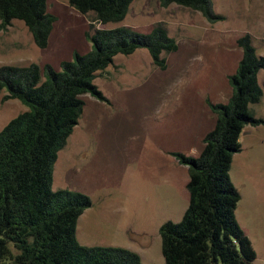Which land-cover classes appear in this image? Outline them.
<instances>
[{
  "label": "rangeland",
  "instance_id": "obj_1",
  "mask_svg": "<svg viewBox=\"0 0 264 264\" xmlns=\"http://www.w3.org/2000/svg\"><path fill=\"white\" fill-rule=\"evenodd\" d=\"M212 2L221 20L212 22L177 4L162 7L160 0H134L123 21L104 24L69 0H49L57 21L46 48L36 45L21 20L0 28V66L49 63L61 70L75 51L92 49L87 32L98 28L126 25L149 32L161 23L178 42L177 51L163 53L165 69L146 48L118 54L95 79L108 101L82 96L83 114L59 151L53 178L54 190H78L92 198L77 225L81 244L121 246L138 252L143 264H165L160 227L179 222L189 204V169L175 153L198 156L216 118L207 101L230 100L229 76L243 55L238 38L249 33L264 56V0ZM259 81L264 89V69ZM6 94V89L0 93V130L28 109ZM250 110L264 120V94ZM240 142L230 170L241 193L236 217L257 253L255 263L264 264V122L247 125Z\"/></svg>",
  "mask_w": 264,
  "mask_h": 264
},
{
  "label": "trees",
  "instance_id": "obj_2",
  "mask_svg": "<svg viewBox=\"0 0 264 264\" xmlns=\"http://www.w3.org/2000/svg\"><path fill=\"white\" fill-rule=\"evenodd\" d=\"M49 0H0V28L21 20L36 45L46 48L57 21L48 10ZM134 0H69L83 14L94 13L104 24L123 21ZM200 11L208 20L222 19L212 0H160ZM92 49L75 51L73 59L51 64L0 66V93L19 99L28 109L0 130V264H143L141 255L121 246L84 245L77 225L92 198L81 191L53 189L59 151L83 114L90 94L108 98L95 84L118 54L131 55L140 48L150 52L156 66L166 68L164 52L178 50L177 40L163 24L149 32L130 26L98 28L87 32ZM243 55L229 76L233 94L227 103L208 105L216 115L214 127L203 138L198 156L175 153L188 166L189 204L179 222L160 227L165 264H256L257 253L236 217L241 193L230 170L241 151L244 128L259 125L250 104L261 101L264 89L259 72L264 56L246 33L237 40ZM44 76V77H43Z\"/></svg>",
  "mask_w": 264,
  "mask_h": 264
},
{
  "label": "crops",
  "instance_id": "obj_3",
  "mask_svg": "<svg viewBox=\"0 0 264 264\" xmlns=\"http://www.w3.org/2000/svg\"><path fill=\"white\" fill-rule=\"evenodd\" d=\"M212 112H213V111H212ZM215 122H216V118H215ZM214 125H215V124H214ZM204 136H205V135H204ZM203 138H204V137H203ZM203 138H202V139H203ZM77 141H78V140H77Z\"/></svg>",
  "mask_w": 264,
  "mask_h": 264
}]
</instances>
